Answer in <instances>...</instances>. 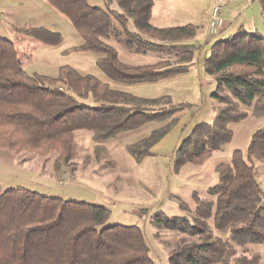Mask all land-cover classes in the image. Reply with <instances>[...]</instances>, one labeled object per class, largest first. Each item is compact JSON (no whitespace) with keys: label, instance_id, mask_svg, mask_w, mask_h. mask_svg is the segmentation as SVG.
<instances>
[{"label":"trees","instance_id":"trees-1","mask_svg":"<svg viewBox=\"0 0 264 264\" xmlns=\"http://www.w3.org/2000/svg\"><path fill=\"white\" fill-rule=\"evenodd\" d=\"M44 1L65 16L80 36L81 45L71 50L94 54L96 67L113 82L157 83L193 66L196 48L171 44L194 39L196 28L152 27V0H103L104 9L86 0ZM15 31L46 46L60 42L58 33L44 28L16 27ZM108 39L126 49L166 52L171 57L149 65L127 64ZM202 66L215 83L211 98L217 106L212 122L196 124L174 150V173L188 164H203L228 144L233 138L230 124L247 118L241 106L255 103L264 117V37L242 33L216 42ZM165 98L144 99L113 90L67 66L55 78L28 75L13 44L0 39V149L43 160L52 157L56 172L71 167L75 131L91 133L93 157L100 161L106 143L117 135L149 122L162 123L146 138L125 146V152L140 163L175 127L178 114L192 107H166ZM88 99L97 105L79 103ZM254 163L264 165V126L251 136L244 154L234 151L229 163L215 166L217 183L208 189L209 198L192 194L195 209L190 221L155 216L158 228L196 239L176 245L167 264L260 263L259 254L245 256L248 246H262L264 252V196ZM178 205L187 211L181 202ZM109 218L110 211L103 207L24 189L5 191L0 195V264H153L142 231L134 226L102 227ZM209 220L213 230L228 232V241L215 235Z\"/></svg>","mask_w":264,"mask_h":264},{"label":"rangeland","instance_id":"rangeland-1","mask_svg":"<svg viewBox=\"0 0 264 264\" xmlns=\"http://www.w3.org/2000/svg\"><path fill=\"white\" fill-rule=\"evenodd\" d=\"M86 1L92 7L105 8L103 0ZM3 2L0 3V11L6 7L8 0ZM14 5L15 7L12 8L18 12L17 26L12 28L15 33L10 35V30L0 20V36L13 37V34L16 36V27L44 28L57 32L60 36V42L56 46H46L37 42L26 47L21 41L16 44L18 48L21 47V54L25 55L23 69L28 75L55 78L59 69L67 66L80 75L95 77L113 90H123L144 99L166 97V107L177 104L191 105L189 110L178 114L176 123L181 126L180 129L187 128L183 130L181 136H178L180 132L175 130L171 135L175 134L178 137V145L196 124L212 122L214 109L217 106L216 101L211 98L215 83L204 73L202 66L204 59L209 57L212 43L202 45L204 52L195 53L193 66L184 74L157 83L120 84L110 80L96 67L94 54L71 50L82 43V40L67 18L45 16L47 13L42 9V5L33 3L32 0H18ZM113 8L116 9L114 6ZM22 37V40L27 38ZM107 44L116 50L122 62L131 65H149L171 57L166 52H137L134 49H126L115 39H108ZM188 44L199 47L191 41L171 45ZM79 103L90 107L97 105L90 99L79 100ZM240 108L247 113V118L242 122L230 124L232 140L219 151L213 152L203 164L185 165L177 173L171 169L173 156L154 153L145 157L140 163H136L124 149L126 145L146 138L151 131L159 129L162 123L149 122L138 129L119 134L120 137L117 135L116 139L106 143L107 151L100 161H95L93 157L94 142L91 140V133L86 130L75 131L71 167L57 172L53 167L52 157L43 160L30 153H15L0 149V195L5 191L24 189L62 201L103 207L110 211V218L102 227L113 225L138 227L145 237L148 256L153 264H167L168 255L176 245L194 242L196 239L158 228L154 222L155 216L161 214L167 218L185 217L190 221L195 209L192 194L196 193L200 199L209 198L208 189L217 183L215 166L229 163L234 151H241L244 154L251 136L264 126V117L255 103L250 107ZM253 167L255 179L264 196V165L254 163ZM70 168H74L72 172ZM179 202L187 207V211L180 208ZM207 223L218 238L228 241V232L213 230L212 220ZM240 253L241 251L237 256ZM257 254L261 256L259 264H264L262 246H248V253L245 256L249 258Z\"/></svg>","mask_w":264,"mask_h":264},{"label":"crops","instance_id":"crops-1","mask_svg":"<svg viewBox=\"0 0 264 264\" xmlns=\"http://www.w3.org/2000/svg\"><path fill=\"white\" fill-rule=\"evenodd\" d=\"M1 1L4 3L3 1L5 0H0V3ZM16 1L18 0H8V4L5 5L6 7H3V11H0V20H2V23L8 28V30H10V35L11 33H15L12 30L13 26H17L16 18L18 12L14 11L12 8L15 7L14 3ZM32 1L33 3L37 2L42 5V9L47 13L45 16L51 18L63 16L44 0ZM152 2L153 5L149 19L151 26L155 28L181 27L185 25L194 26L196 28L195 38L183 42L191 41L198 44L199 47H195L196 52H204V49L202 48L203 44L205 45L212 43L213 45L216 42L224 41L230 37L242 33L264 37V0H223L222 8L219 13L221 26L216 34H211L208 27L210 20L211 0H152ZM21 37L22 36H19L16 33V36L14 34L13 37L0 36V39L2 38L13 44L17 52V60L23 69V60L26 58L25 55L23 56L21 54V47H17L18 42L21 41L22 44L25 43L26 47H30L37 42L29 38L22 40ZM80 45L81 43L76 47ZM188 45L195 46L193 44ZM178 125L179 124H177L170 133L165 135L163 139L150 150V154L166 153L167 155L173 156L174 150L178 146L179 139L177 136H175V134L174 136H171L172 132L174 130L175 132L179 131L180 134H178V136H181V133L184 132L183 130L187 128L185 127V129H180L181 126ZM120 135L118 137H120Z\"/></svg>","mask_w":264,"mask_h":264},{"label":"built area","instance_id":"built-area-1","mask_svg":"<svg viewBox=\"0 0 264 264\" xmlns=\"http://www.w3.org/2000/svg\"><path fill=\"white\" fill-rule=\"evenodd\" d=\"M223 0H211L209 32L216 34L221 26L219 12L222 8Z\"/></svg>","mask_w":264,"mask_h":264}]
</instances>
